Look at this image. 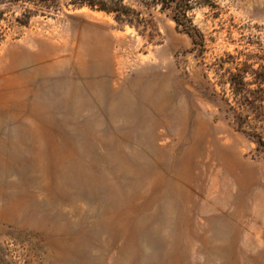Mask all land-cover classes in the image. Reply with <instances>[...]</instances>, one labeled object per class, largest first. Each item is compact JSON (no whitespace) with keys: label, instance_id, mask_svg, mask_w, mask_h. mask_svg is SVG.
<instances>
[{"label":"rangeland","instance_id":"1","mask_svg":"<svg viewBox=\"0 0 264 264\" xmlns=\"http://www.w3.org/2000/svg\"><path fill=\"white\" fill-rule=\"evenodd\" d=\"M125 3L0 4V264H264V159L231 72L264 66V0H195L204 47Z\"/></svg>","mask_w":264,"mask_h":264},{"label":"trees","instance_id":"2","mask_svg":"<svg viewBox=\"0 0 264 264\" xmlns=\"http://www.w3.org/2000/svg\"><path fill=\"white\" fill-rule=\"evenodd\" d=\"M3 0H0V4ZM43 4L47 8L63 5L90 7L116 15L119 22L141 21V13L128 6L126 0H27ZM145 7H160L161 11L172 15L178 28L187 33L196 45L204 47V38L194 24L191 12L195 0H135ZM246 64L244 68L231 72L229 84L232 92L230 111L237 128L244 132L255 144L253 156L264 159V66L254 68Z\"/></svg>","mask_w":264,"mask_h":264}]
</instances>
